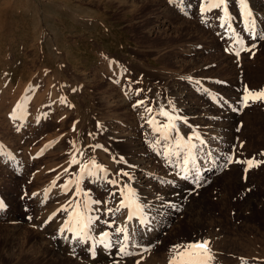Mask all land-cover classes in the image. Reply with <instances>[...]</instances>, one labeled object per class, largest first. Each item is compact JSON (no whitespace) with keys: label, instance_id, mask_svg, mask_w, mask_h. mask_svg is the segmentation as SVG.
<instances>
[{"label":"rangeland","instance_id":"374dc122","mask_svg":"<svg viewBox=\"0 0 264 264\" xmlns=\"http://www.w3.org/2000/svg\"><path fill=\"white\" fill-rule=\"evenodd\" d=\"M205 3L0 0V200L5 204L0 210V264H96L92 261L102 246L98 243L102 232L123 238L115 227H121L120 216L128 209H115L131 176L124 166L128 150L118 133L124 128L131 132L132 127L156 164L157 184L169 189L171 199L176 200L162 214L159 210L152 213L156 206L149 201L132 220L130 228L136 235L158 233L150 251L134 247L127 249L134 255L121 257L112 247L105 251L114 258L108 263L169 264L173 245L212 237L219 256L218 263L213 259L211 264H221L220 257L231 264H264L263 259L238 255L237 244L238 239L264 234V102H250L247 107L240 103L246 86L253 91L264 89V40L253 39L254 32L264 34V0H245L251 14L248 19L239 0H228L227 23L222 9L201 13ZM249 20L255 22L254 30H249ZM163 76H169V83ZM107 90L126 102L124 112L103 108L99 98ZM184 91L200 115L206 114L202 122L217 128L226 122L238 127L227 140L233 139L229 151L208 131L197 132L199 140L193 142L188 138L182 142L174 134L170 145L167 136H161L164 132L146 127L153 119L154 129L165 125L161 111H175L188 122L180 108L184 100L176 95ZM232 100H237L238 109L229 113L237 117L232 123L219 121L218 112L226 110ZM138 101L145 103L138 105ZM189 124L202 127L193 120ZM225 134L229 137V132ZM189 141L196 145L192 152L197 161L195 168L189 163L191 172L185 173L188 149L178 142ZM216 146L226 150L233 162L214 165L212 181L205 182L200 173L197 179L198 168ZM73 157L79 165L70 163ZM249 159L257 166L247 171V164L235 162ZM85 165L87 171L82 173ZM124 172L127 177L121 175ZM92 173L100 174V180L91 181ZM70 180H79L78 197L75 183L64 191ZM113 180L118 183L112 184ZM69 200L104 202L89 204L88 215L99 217L89 232L91 239L78 242L74 233L60 231L68 219L62 208ZM244 201L250 206H242ZM145 217L147 222L141 224ZM113 218L115 225L109 227L105 221ZM255 222L260 229L251 227ZM56 240L64 245L83 244L81 252L58 247ZM40 243L54 255L36 253Z\"/></svg>","mask_w":264,"mask_h":264},{"label":"bare ground","instance_id":"6f19581e","mask_svg":"<svg viewBox=\"0 0 264 264\" xmlns=\"http://www.w3.org/2000/svg\"><path fill=\"white\" fill-rule=\"evenodd\" d=\"M117 1V0H116ZM137 1V0H136ZM152 1V0H151ZM122 2V1H121ZM126 2V1H125ZM133 2V1H132ZM145 2V1H144ZM124 3V2H123ZM158 5H160V4H162V3H157ZM122 5V4H121ZM133 5V4H132ZM139 5H141V4H139ZM136 6V5H135ZM138 8V7H137ZM136 9V8H135ZM262 9V8H261ZM137 10V9H136ZM263 10H264V8H263ZM160 15H163L162 13H160ZM223 16V15H222ZM221 16V17H222ZM164 17V16H163ZM220 17V18H221ZM260 19V18H259ZM162 21H164V20H162ZM161 21V22H162ZM160 22V23H161ZM221 23V22H220ZM224 22H222V24H223ZM163 25V24H162ZM167 27V26H166ZM152 30V29H151ZM171 30L172 29H168V28H166L164 31H167V32H171ZM156 31V30H155ZM150 32V31H149ZM227 59V58H226ZM225 59V60H226ZM226 62V61H225ZM201 66V65H200ZM164 77V79H167V82H168V78H169V76H163ZM170 77H172V76H170ZM197 77V76H196ZM229 78V77H228ZM175 79V78H174ZM170 81V80H169ZM166 82V81H165ZM174 82V81H173ZM169 83V82H168ZM168 83H167V85H168ZM170 85V84H169ZM174 86V84L171 86V87H173ZM108 88V87H107ZM109 89V88H108ZM108 91V90H107ZM175 95V94H174ZM180 99H182V100H184V101H182V102H184L183 103V106H181L180 108H181V111L183 112V114H182V116L183 115H185V117L186 118H188V120L190 119V120H193L194 122H199V125H201L202 127L201 128H199L198 129V127H196L195 125H191V124H189V121L187 122V121H185L183 118H181L180 116L179 117H177L176 115H175V111L173 112H169L170 114V116H172V117H175V119L176 118H178V120H175V121H173L174 123H175V125H176V127H175V129L174 130H172V131H170V132H168L167 133V140L169 141V143H170V145H171V143L172 144H174L173 143V140H175L174 139V134L175 135H177L176 137H178L182 142H185L186 141V139L188 138V139H191L190 141H192L193 142V139H195L196 137H197V135H198V133L197 132H199V131H208L209 133H210V135L212 134V135H214V136H216V138H215V140H216V143H217V141H219L220 142V144L222 143L223 145L225 144L226 146V149H227V151H229L231 148H232V143H233V139H232V142L231 143H228L227 142V140L228 139H230V138H233L236 134H235V132H236V129L238 128H236V127H234L233 125H232V127H230V125H228V122H226V123H222V124H225V125H223V127H221V126H219L218 128L217 127H212V126H208V122L207 123H204V122H206V121H204V122H202L203 121V117L205 118V115L206 114H202V115H200V112L198 111V106L196 105H193V102L190 100V99H188V98H186L187 97V92H178L177 94H176ZM234 96V95H233ZM239 97V96H238ZM179 98H178V100H179ZM228 99V98H227ZM99 100L102 102V104H103V108L104 109H107V110H110V108L111 107H113V108H115V109H118L120 112H124L125 111V106H126V102L124 101H122V99H120V98H118L117 97V95L113 92V91H108V92H105L104 91V94L99 98ZM229 100V99H228ZM230 101V100H229ZM221 102V101H220ZM222 102H223V100H222ZM226 102V101H225ZM228 102V101H227ZM230 103V104H229ZM227 105V108H226V110L223 108V110H225V111H220V112H218V117L217 118H219L218 120L219 121H221L222 120V122H224L223 120H229L231 123L233 122V119H235L237 116H235V115H233V114H231V113H229V111L231 112L232 110H233V108L235 109V113H237V107H238V105H237V100H232L231 102H229ZM2 104V103H1ZM240 104V103H239ZM239 108H240V106H239ZM114 109V110H115ZM227 109H228V112H226L227 111ZM111 111V110H110ZM105 112L106 113H111V112H108V111H106L105 110ZM222 112H225V113H223V114H221ZM201 113H203V112H201ZM113 114V113H112ZM246 117H245V120H247V118H249V116H247L246 114H244ZM106 116H107V114H106ZM141 116H144V115H141ZM223 117V118H222ZM141 118H144V117H141ZM166 118V117H165ZM207 118V117H206ZM208 118H211V117H208ZM107 119V118H106ZM115 120V119H114ZM113 120V121H114ZM143 120V119H142ZM213 119L211 118L210 120H208V121H212ZM214 120H215V118H214ZM136 121V120H135ZM164 123L165 124H168L169 123V121H168V119L166 118V119H164ZM140 122V121H139ZM114 123V122H113ZM137 123V122H136ZM145 123H147V122H145ZM219 123V122H218ZM197 124V123H196ZM219 124H221V123H219ZM153 125V124H152ZM218 125V124H217ZM115 127V126H114ZM131 127V126H130ZM147 128H150V131H154L155 129L151 126V124L150 123H148V126H146ZM116 128H117V126H116ZM220 128H223V129H220ZM129 129V128H128ZM132 129V131L131 132H129V130L128 131H126L127 129H123V131H121L120 133H118V136L120 137V142L122 143V145H123V147L124 148H126V150H128L127 152H128V158L127 159H125V161H126V163L124 164V166L126 167V170L127 171H130V175L129 176H131L130 177V181H128V184H126V185H128V187L130 186V188L131 189H133L134 191H135V193H136V198H137V202L138 203H140L141 205H144V204H146V203H148L149 201L151 202V203H153L156 207L151 211L152 213L155 211V212H158V210L160 211V213L162 214V213H167V210L168 209H170L169 208V206H171V203H170V201L172 202V201H174V200H176V199H171V197H170V193L169 192H167V191H169V189L167 190H165V189H163V188H160L159 187V185L157 184L158 183V181L156 180V175H158L159 176V174L157 173V169H156V164L154 163V160H153V158L151 157L152 155L151 154H149L147 151H146V149L145 148H143L141 145H140V143H139V139H137V134H135V130H136V127H132L131 128ZM192 130H194V131H192ZM120 131V130H119ZM133 131H135V132H133ZM187 131H190V132H187ZM151 132V133H152ZM224 132V133H223ZM226 132H229V137H227L226 136ZM204 132H202V134H203ZM165 134V133H164ZM161 136H163V137H165V135H161ZM162 137V138H163ZM210 137V136H209ZM213 137V136H212ZM227 137V138H226ZM177 139V138H176ZM166 140V141H167ZM178 140V139H177ZM196 140V139H195ZM167 141V142H168ZM179 141V140H178ZM224 143H223V142ZM177 142V141H176ZM218 142V143H219ZM230 142V141H229ZM187 143V142H186ZM183 144V143H182ZM176 145V144H175ZM217 145V144H216ZM168 146V145H167ZM208 146V145H207ZM212 146V145H211ZM213 146H215V145H213ZM173 147V146H172ZM175 148V147H174ZM182 149V148H181ZM205 149V148H204ZM211 149V148H210ZM214 151H213V153H210V154H207V156H206V158L203 160V162H202V166H200L199 168H198V173H200V174H202V177H203V180L205 181V182H208V181H212V179L214 178V176H213V173H215L216 171H215V167H214V165H217L218 163H220V164H223V163H226V162H229V160L230 159H228L227 157H228V153L226 152V150H223L222 151V147H220V146H216V147H214ZM213 150V149H212ZM233 150V149H232ZM185 151V150H184ZM183 151V152H184ZM187 151V150H186ZM178 152H179V150H178ZM181 152V151H180ZM188 152V151H187ZM199 152V151H198ZM206 152H208V151H206ZM209 152H210V150H209ZM182 153V152H181ZM205 153V152H204ZM175 154V153H174ZM184 155H185V152H184ZM183 155V156H184ZM186 155H188V154H186ZM231 155V154H230ZM214 157L215 159H210L211 157ZM203 157V156H202ZM177 158V157H176ZM175 158V159H176ZM229 158H231V157H229ZM171 159V158H170ZM207 159H210V160H207ZM195 161H197V160H195ZM177 162V161H176ZM181 162V161H180ZM179 163V162H178ZM191 164V163H190ZM189 164V165H190ZM188 165V166H189ZM192 165V164H191ZM190 165V166H191ZM189 166V167H190ZM183 167H184V165H183ZM217 167V166H216ZM221 167H222V165H221ZM190 169V168H189ZM222 169V168H221ZM218 170V169H217ZM223 170V169H222ZM226 170V169H225ZM150 171H151V173H150ZM190 171V170H189ZM191 172V171H190ZM127 173V172H126ZM157 173V174H156ZM93 174V173H92ZM98 174V173H97ZM97 174L95 173V174H93V176L91 177L90 176V179H91V181H97V180H100L99 178H98V176H97ZM152 174V175H151ZM226 174V173H225ZM98 175H100V174H98ZM101 177V176H100ZM127 177V176H126ZM161 177V176H160ZM127 179V178H126ZM125 179V180H126ZM142 179V180H141ZM178 179V178H177ZM214 180V179H213ZM172 181V180H171ZM100 183V182H99ZM235 183H237V181L235 182ZM171 184L174 186L175 185V183H173V182H171ZM101 185V184H100ZM181 189V188H180ZM176 191V190H175ZM182 191V190H181ZM172 193V192H171ZM172 196H173V193H172ZM177 196V195H176ZM180 196V195H179ZM175 197V196H174ZM248 201V200H247ZM178 202V201H177ZM173 205V204H172ZM146 206V205H145ZM144 206V207H145ZM242 206H247V207H249L250 206V203H248V202H246V201H244V204H242ZM147 207V206H146ZM180 207V206H179ZM116 208V207H115ZM145 209V208H144ZM147 209H148V207H147ZM241 209H243V208H241ZM248 209V208H247ZM246 209V210H247ZM149 210V209H148ZM121 211V210H120ZM154 212V213H155ZM123 214V213H122ZM129 214V210L127 211H125L124 210V214L123 215H121L120 217H121V219H119L118 221H119V224H121V227H127L128 228V232L129 233H131V230H133V229H131V228H133V224H132V220L131 221H126L125 220V218H126V216ZM154 215V214H153ZM160 214H158V215H156V216H159ZM155 216V215H154ZM134 219H136V218H134ZM162 220H163V218H162ZM118 221H117V224H118ZM155 221V220H154ZM195 221H197V220H195ZM136 222V221H135ZM159 223V222H158ZM256 223V222H255ZM262 223V225H263V227H264V222H261ZM46 225V224H45ZM48 225V224H47ZM137 225V224H136ZM42 226V225H41ZM51 226V225H50ZM144 226V225H143ZM245 226V225H244ZM256 226H257V223L256 224H253V226H251L252 228H256ZM48 227V226H47ZM131 227V228H130ZM258 228V227H257ZM256 228V229H257ZM52 229V228H51ZM140 229V228H139ZM145 229V228H144ZM251 229V228H250ZM258 229H260V228H258ZM60 230V229H59ZM263 230V229H262ZM134 231V234H132V236H129L130 238H129V240H127V241H125L124 240V238H122V239H118V238H115V237H111L110 235L112 234V232H110V234H109V236H110V239H111V242H112V244H113V246L112 247H116V250H117V253L119 252L118 250H119V248L121 247V246H126L127 247V249H132L133 250V248L135 247V248H137V249H139V251L142 249L143 250V248H145V247H149L150 246V244H152V241H153V237H154V235H157V234H155V232H152V233H146V232H144V230H143V232L144 233H141V234H139V235H136V233H135V230H133ZM132 231V232H133ZM260 231V230H259ZM259 231H258V233H259ZM264 231V230H263ZM48 232H50V231H48ZM261 232V231H260ZM109 233V232H108ZM257 233V234H258ZM90 234V233H89ZM92 234V233H91ZM114 234V233H113ZM249 235V234H248ZM251 235V234H250ZM259 235V234H258ZM114 236V235H113ZM123 236V235H122ZM252 236H253V234H252ZM135 237H136V239H135ZM244 237V236H243ZM243 237H241V238H243ZM251 237V236H250ZM256 237V236H255ZM254 236L253 237H251V238H248V239H246V237H245V239L243 240V239H238L237 240V244L239 245V249L241 250V252H238V255H240V256H243L244 258H256L258 261H261V259H263V261H264V234L263 235H261V236H259V238H258V236H257V238H255ZM121 238V237H120ZM205 238V237H204ZM211 239H207L206 238V240H209V241H211V244H210V247H211V249H212V251H213V253H214V259H215V261H216V258H217V256H219L217 253H216V251H218L219 250V247H218V249L215 251L214 250V248H215V245H216V242H215V240H213L214 238H212V237H210ZM222 238V237H221ZM240 238V237H239ZM200 240H205V239H200ZM118 241V242H117ZM233 241V240H232ZM74 243H75V241H73ZM72 242V243H73ZM219 242V241H218ZM231 243V242H230ZM233 243V242H232ZM55 244L59 247V245H60V247H66L67 249H69V250H71V251H77V252H81V246H83V244H81V245H74V244H63V241H55ZM234 244V243H233ZM236 244V243H235ZM226 245V244H225ZM37 246V245H36ZM220 246V245H219ZM222 246H223V244H222ZM104 247V248H103ZM106 248L104 245H102L101 247H99V248H97V252H98V254H97V256H96V258L95 259H93V261L92 262H94V263H96V264H104V263H106V264H109L108 262L109 261H111V260H113L114 258L112 257V255H106L107 253L105 252V251H108V252H110L113 248ZM226 247V246H225ZM230 247H233V246H230ZM51 248V247H50ZM216 249V248H215ZM57 250V249H56ZM94 250V251H95ZM220 250H221V247H220ZM104 251V252H103ZM136 251V250H135ZM138 251V250H137ZM35 252L37 253V252H40L41 253V256L42 255H49V256H53L54 255V252L52 253V251L51 252H49L48 250H45L42 246H41V243L40 244H38V246L36 247V250H35ZM114 252V251H113ZM140 253V252H139ZM114 254V253H113ZM56 255H57V253H56ZM139 255V254H138ZM142 255V254H141ZM58 256H60V255H58ZM44 257V256H43ZM142 257V256H141ZM140 257V258H141ZM239 257V256H238ZM98 258V259H97ZM133 258V257H132ZM219 258V257H218ZM142 259V258H141ZM220 259V260H219ZM219 259H217V260H219L220 262H221V264L223 263V264H225V263H230L229 262V260H226L225 258V260H223V258H219ZM221 259H222V261H221ZM129 260V259H128ZM239 261V260H238ZM263 261H261V262H263ZM217 262V261H216ZM242 262V261H241ZM240 262V263H241ZM218 263V262H217ZM233 263H235L234 261H233ZM240 263H238V264H240ZM122 264H131V262L130 263H122ZM231 264V263H230ZM236 264V263H235Z\"/></svg>","mask_w":264,"mask_h":264},{"label":"snow or ice","instance_id":"6c2138e0","mask_svg":"<svg viewBox=\"0 0 264 264\" xmlns=\"http://www.w3.org/2000/svg\"><path fill=\"white\" fill-rule=\"evenodd\" d=\"M244 16L246 19L250 17V13L247 10V4L245 3V0H239ZM228 0H206L205 4H202L200 7L201 13L211 11L212 9H222L224 13V20L227 23V21L230 19L229 17V10H228ZM249 30L255 29V22L249 20ZM262 39L264 40V34L261 33H255L253 34V39ZM238 43L242 44V41H237ZM251 47H255V44H252ZM241 50H244L243 48ZM239 52L236 53L237 56H239ZM256 103V102H264V89L253 91L251 89H248L247 86L244 90V95L241 98V105L243 107L249 106V103ZM144 101H138L137 104H144ZM137 105H134V107ZM19 103L17 104V108H19ZM147 112L151 113V108L145 109ZM159 115L164 116L168 119L169 123L163 125L162 127H156L155 130L157 132H164L165 137L167 136V133L174 130L176 125L173 122L175 120V117H172L169 115L166 111H161ZM149 123L155 124V120H150ZM197 140H199V137H196ZM203 141H201V144ZM178 146L187 147L188 149V155L184 158L183 164H184V171L185 173L189 172L188 165L189 163L192 164V167L195 168V157L193 155L192 150L196 148L195 144H192L190 141L189 143L185 145H180V142H178ZM99 147V146H98ZM229 162H233L231 159ZM236 163H245L247 164V168L245 171L248 170V168H252L254 166H257V162L254 161V159H249L246 161H235ZM73 165H79L80 161L77 160L75 157L70 162ZM88 166L85 165L83 168H81V172L87 171ZM67 171V169L65 170ZM121 175L127 176L128 173L124 172L121 173ZM197 179L199 178V174L197 171ZM76 184V192L75 195L78 197L80 195V188H79V180L76 181H68L67 184L64 185V191H69V188L72 184ZM112 184H117L118 182L113 180L111 181ZM125 191H121L120 195L122 197L120 206L115 209V211H120L121 209H128L129 214L126 216V219L128 221L133 220L134 218H138V214L143 212V207L140 203L137 202L136 193L133 189H131L128 186H125ZM112 195H115L113 193ZM104 202L102 201H85L83 204L75 201V200H69L68 206L63 207L62 210L65 212H68V219L64 224V227L61 228V232L63 233L65 230L68 232H72L75 235V238L78 242L81 240L91 239V236H89V232L92 229V226L99 220V217L97 216L95 219L88 215L89 211V204H102ZM5 207V204L2 200H0V210H2ZM69 208L72 210L69 211ZM94 211H99V209H93ZM108 213L113 212V209H107ZM146 217L144 219L140 220L141 224L146 223ZM105 223L112 227L115 225V219L113 218L111 221H105ZM115 232L119 235H123V238L125 241L129 240V234L127 227H115ZM118 242V241H117ZM99 244L104 245L106 248H111L113 246L109 233L108 232H102L101 233V239L98 241ZM211 241L209 240H194L189 241L182 244H176L173 245L172 249L170 251L172 252V256L170 258L169 264H211V262L214 259V253L210 247ZM119 254L121 257L123 256H131L135 253L127 251L126 246H121L119 248ZM143 251H150V248L145 247L143 248ZM93 256L95 255V252L93 251ZM116 264H119V262H116ZM136 264H140V261L138 260Z\"/></svg>","mask_w":264,"mask_h":264}]
</instances>
